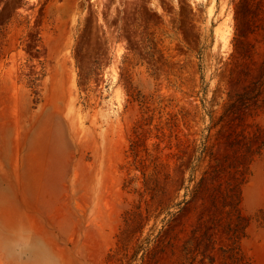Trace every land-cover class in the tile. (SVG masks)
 <instances>
[{"label":"rangeland","instance_id":"obj_1","mask_svg":"<svg viewBox=\"0 0 264 264\" xmlns=\"http://www.w3.org/2000/svg\"><path fill=\"white\" fill-rule=\"evenodd\" d=\"M25 228L62 264H264V0H0L2 264Z\"/></svg>","mask_w":264,"mask_h":264},{"label":"clouds","instance_id":"obj_2","mask_svg":"<svg viewBox=\"0 0 264 264\" xmlns=\"http://www.w3.org/2000/svg\"><path fill=\"white\" fill-rule=\"evenodd\" d=\"M9 243L17 256L14 264H62L61 257L54 252L48 240L31 229L20 230Z\"/></svg>","mask_w":264,"mask_h":264},{"label":"trees","instance_id":"obj_3","mask_svg":"<svg viewBox=\"0 0 264 264\" xmlns=\"http://www.w3.org/2000/svg\"><path fill=\"white\" fill-rule=\"evenodd\" d=\"M250 7H251V3L247 1L246 5H245V8L244 9L242 8V10H244V12L245 11H249L250 10Z\"/></svg>","mask_w":264,"mask_h":264}]
</instances>
